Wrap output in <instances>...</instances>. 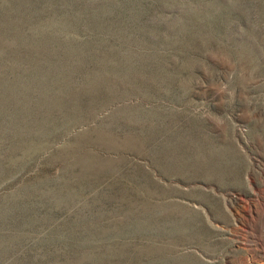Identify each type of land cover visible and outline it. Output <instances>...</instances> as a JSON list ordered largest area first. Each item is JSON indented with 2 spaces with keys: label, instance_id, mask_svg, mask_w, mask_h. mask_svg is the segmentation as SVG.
Returning <instances> with one entry per match:
<instances>
[{
  "label": "rangeland",
  "instance_id": "rangeland-1",
  "mask_svg": "<svg viewBox=\"0 0 264 264\" xmlns=\"http://www.w3.org/2000/svg\"><path fill=\"white\" fill-rule=\"evenodd\" d=\"M0 264H264V0H0Z\"/></svg>",
  "mask_w": 264,
  "mask_h": 264
}]
</instances>
